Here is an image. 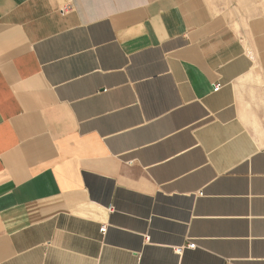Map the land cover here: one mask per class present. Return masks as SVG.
Returning <instances> with one entry per match:
<instances>
[{
  "label": "crops",
  "instance_id": "0c3cea01",
  "mask_svg": "<svg viewBox=\"0 0 264 264\" xmlns=\"http://www.w3.org/2000/svg\"><path fill=\"white\" fill-rule=\"evenodd\" d=\"M257 2L0 0V264H264Z\"/></svg>",
  "mask_w": 264,
  "mask_h": 264
},
{
  "label": "built area",
  "instance_id": "2783aa9c",
  "mask_svg": "<svg viewBox=\"0 0 264 264\" xmlns=\"http://www.w3.org/2000/svg\"><path fill=\"white\" fill-rule=\"evenodd\" d=\"M69 9H70V5H65L64 7L61 8V12H66V11H68ZM221 87H222V85H221L220 82H218V81H217V82H214V83L212 84V91H213V92H217L218 90L221 89ZM197 195H198V196L203 195L202 190H199V191L197 192ZM106 229H107V225L103 224V225L100 227L99 231H100L101 234H104V233L106 232ZM196 246H197V245H196L195 242L190 241V242H188L185 246H173V247H172V250H173L176 254L180 255V254L183 252L184 249H186V248L194 249V248H196Z\"/></svg>",
  "mask_w": 264,
  "mask_h": 264
},
{
  "label": "rangeland",
  "instance_id": "374dc122",
  "mask_svg": "<svg viewBox=\"0 0 264 264\" xmlns=\"http://www.w3.org/2000/svg\"><path fill=\"white\" fill-rule=\"evenodd\" d=\"M227 1V8H230L231 10L235 11L233 12L232 14L235 15V16H238L236 15L237 13L241 16H249L250 12H251V9H249V7H246V8H241L240 5L242 3H251V0H226ZM256 0H254L255 2ZM258 2L255 3L254 5H263L264 6V0H257ZM244 11V12H247V14H244L242 15L241 12Z\"/></svg>",
  "mask_w": 264,
  "mask_h": 264
}]
</instances>
